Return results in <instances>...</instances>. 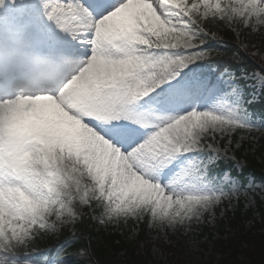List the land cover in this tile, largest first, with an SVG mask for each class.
<instances>
[{
  "label": "snow or ice",
  "instance_id": "1",
  "mask_svg": "<svg viewBox=\"0 0 264 264\" xmlns=\"http://www.w3.org/2000/svg\"><path fill=\"white\" fill-rule=\"evenodd\" d=\"M208 19L258 32L264 0H0V264H65L21 251L80 208L191 231L241 191L220 141L264 129V69L212 59Z\"/></svg>",
  "mask_w": 264,
  "mask_h": 264
},
{
  "label": "trees",
  "instance_id": "2",
  "mask_svg": "<svg viewBox=\"0 0 264 264\" xmlns=\"http://www.w3.org/2000/svg\"><path fill=\"white\" fill-rule=\"evenodd\" d=\"M203 25L210 30L215 27L218 29V36L209 43L214 50V60L220 63L227 62L233 67L248 71L262 69L258 63L250 59L249 54H246L251 53V50L243 46L224 23L208 19ZM244 33L247 43L258 44L264 51V29L252 35L245 29ZM251 56L258 59L252 54ZM251 110L264 114V92L259 100L254 101ZM243 150L244 147L238 149V155L246 162L240 173L232 162L224 160L218 163L217 171L232 168V172L239 174L244 182L250 176L256 180H264L263 165L257 161L255 154L244 153ZM216 229L217 236L212 234L206 243L209 253L205 255L204 264H264V203L259 198L256 208L244 209L241 202L239 207L227 213ZM148 231V222L145 220L139 223L138 234L124 237L118 232L104 230L91 218L88 211L87 215H83L79 220L75 232L68 229L38 236L26 252L21 251V257L31 254L42 260L54 259L60 245L67 244L60 257L65 264H186L174 255L166 258L154 255L152 251L154 241L148 235ZM161 246L166 253L171 250L174 253L173 247L164 244ZM85 249L87 255H83ZM41 253L43 255H40Z\"/></svg>",
  "mask_w": 264,
  "mask_h": 264
},
{
  "label": "rangeland",
  "instance_id": "3",
  "mask_svg": "<svg viewBox=\"0 0 264 264\" xmlns=\"http://www.w3.org/2000/svg\"><path fill=\"white\" fill-rule=\"evenodd\" d=\"M218 23H220V21H218ZM229 29L233 31V33L236 35V38L241 41L243 46H247L249 50H251V53H246L247 55L249 54L250 59H253L254 62L258 63L261 68L264 69V51L260 46H258V44L256 45L255 43H247V39L244 37L245 29L246 31L250 32V35L253 33H258L259 31L253 32L251 29L243 27L236 28V30L231 28ZM206 30H208L210 34L214 33L212 38L206 41V45L209 46V43L212 41V39H215L219 33L216 27L213 30L207 28ZM8 39L12 43H19V41L16 39V34L11 30H9ZM251 54L256 56L258 59L252 57ZM213 57L214 53L212 52L211 58L213 59ZM262 69H254L250 70V72H256L257 74H260ZM247 91L249 93L253 92L250 85ZM261 93L262 92L257 89L254 93L256 97L255 99H258ZM255 117L257 123H259L264 115L262 113H256ZM220 144L221 147L228 149L226 155H224L221 160L232 162L234 168L238 170V173H240L242 168L246 165L245 159L238 155V149L241 147H244V153L255 154L257 161H259L264 168V129L253 130L251 132L238 130L232 136L231 145H229L226 140H221ZM225 172L231 174L240 181L241 191L233 196L231 200H225L221 205H219L215 209V216L213 218L205 220L203 223L195 226L191 231L168 230L167 232H163L149 227L148 225V235L154 241L152 246L154 255L163 258L174 255V257H178L186 264H204L206 261L205 255L209 253V250L206 248V243H208L209 239L212 237V234H214L215 237L217 236L218 230L216 228L220 226L221 221L224 220L227 213L239 207L241 202L244 205V209L256 208L257 198H259L264 203V180H256L253 177H249L248 180L244 182L239 174L232 172V168H227ZM79 211L81 216L76 221L59 226L56 232L58 233L62 230L68 229L75 232L77 230L79 220L82 219L83 215H87L88 211L90 212V210L86 207L80 208ZM100 226L104 228V230L118 232L124 237H133L139 232V223L134 221H129L127 224L119 225L109 224L105 226L100 224ZM161 243L169 247H173L174 253L172 250L171 252L169 251L167 253L163 251Z\"/></svg>",
  "mask_w": 264,
  "mask_h": 264
}]
</instances>
